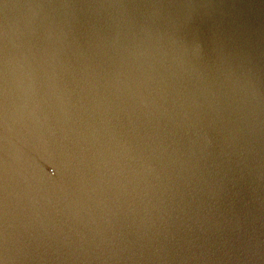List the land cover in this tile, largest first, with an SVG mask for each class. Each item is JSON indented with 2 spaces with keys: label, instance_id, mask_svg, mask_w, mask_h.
I'll use <instances>...</instances> for the list:
<instances>
[{
  "label": "water",
  "instance_id": "obj_1",
  "mask_svg": "<svg viewBox=\"0 0 264 264\" xmlns=\"http://www.w3.org/2000/svg\"><path fill=\"white\" fill-rule=\"evenodd\" d=\"M0 264H264V0H0Z\"/></svg>",
  "mask_w": 264,
  "mask_h": 264
}]
</instances>
